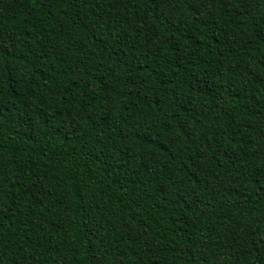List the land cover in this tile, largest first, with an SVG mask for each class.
Listing matches in <instances>:
<instances>
[{
  "label": "trees",
  "instance_id": "1",
  "mask_svg": "<svg viewBox=\"0 0 264 264\" xmlns=\"http://www.w3.org/2000/svg\"><path fill=\"white\" fill-rule=\"evenodd\" d=\"M0 264H264V0H0Z\"/></svg>",
  "mask_w": 264,
  "mask_h": 264
}]
</instances>
